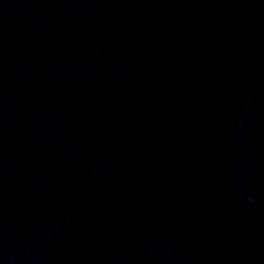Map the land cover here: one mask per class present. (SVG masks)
I'll use <instances>...</instances> for the list:
<instances>
[{"label": "water", "instance_id": "95a60500", "mask_svg": "<svg viewBox=\"0 0 264 264\" xmlns=\"http://www.w3.org/2000/svg\"><path fill=\"white\" fill-rule=\"evenodd\" d=\"M0 264H264V0H0Z\"/></svg>", "mask_w": 264, "mask_h": 264}]
</instances>
